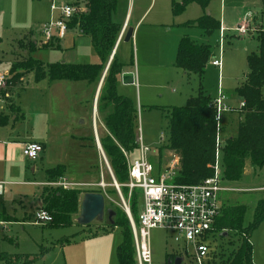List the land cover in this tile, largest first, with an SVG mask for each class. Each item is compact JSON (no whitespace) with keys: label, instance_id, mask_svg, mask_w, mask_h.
<instances>
[{"label":"rangeland","instance_id":"rangeland-1","mask_svg":"<svg viewBox=\"0 0 264 264\" xmlns=\"http://www.w3.org/2000/svg\"><path fill=\"white\" fill-rule=\"evenodd\" d=\"M75 1L78 0H55V4L67 3L75 7ZM80 1L82 3V0ZM49 4L50 0H0V72L7 71L12 62L28 55L29 52H27L26 46L20 47L18 45V40L30 30L33 31V34L30 36L29 40L33 41V43L38 46L29 54L43 63L62 60L65 57H70L72 54L74 55L75 52L76 54L79 53L82 55L86 61L93 62L97 60L91 44L89 43V38L84 35L77 37L75 29L73 28H69L64 37L59 39L60 49L40 47V45L47 42V40L43 38L38 29L43 23L55 20L59 15L58 10L50 11ZM137 5L143 11L146 9L143 17L144 22L140 27L136 40L133 34L132 42L122 41L120 43L117 48V57L122 60L127 59L125 63L130 71L126 73H132V69L135 79H137V74H139L140 80H134V86L132 87H127V84L121 86L120 81H118L116 84V91L118 94H123L132 98L138 108L136 134L141 137L143 145L149 149L146 157L155 164L159 163L160 167L173 164L174 171L176 172L178 170L177 157L166 149H162L158 152L157 148L168 142V115L163 108L184 105L186 98L189 95L197 94L200 89L203 93L212 98L217 97L219 91L223 92L229 101L232 100L231 97H237L234 88L243 81L247 71L246 54L257 50L256 30L259 27L264 28V0H211L208 4L206 12H210L211 15L219 19L220 23L226 27H235L240 23L238 21L246 17L250 29L246 35H238L237 32L229 30L225 32V36L221 44H219L220 36L218 30L214 31L209 36L203 35L197 28L185 30L187 36L194 42L209 44L213 57L219 58L221 61L220 68H217L211 64L212 58H210L206 63L201 80L194 74L189 77L184 75L181 70L174 67L173 63H167L166 56L164 57V63L159 65L154 64V58L151 59L153 63L145 69V64H141V51L145 43L143 38L145 36L143 34L147 33L146 30L156 31L157 28H160L151 24L154 19L161 18L164 19L166 23H170L173 17L170 14L169 0H116V9L112 17L114 19L121 17L120 15H123V12L127 10V8L130 9V7L133 6L131 21V23H133ZM200 12V7L197 4L190 3L185 7L184 11L179 14L180 16L175 19L176 21L183 18L192 19L198 16ZM164 28L166 27L164 26L163 29ZM155 31L150 32L155 33ZM179 31V29L172 28L169 29L168 34L165 35L164 39L167 40L168 36L169 41L164 49L165 55L170 51L169 49H171L173 45L172 40ZM164 43L166 42L164 41ZM71 46L74 47L75 52L71 53L69 50H63L64 48H71ZM131 49H133V53ZM157 50L158 49H156V51ZM131 55L134 65L131 63ZM137 58L138 63L135 60ZM144 73H146V77L143 80L142 75ZM24 77V85L26 88L33 85L47 87V85L53 84V81L47 79L34 81L32 73H27ZM64 82H66V84H72L70 81ZM84 83L83 81L80 82V84ZM91 88L93 92L92 89L90 92H87L86 90L83 91L78 88L77 93L74 94L71 93L70 90L65 89L68 93L64 91L61 94L57 93L53 95L50 110L48 111V118L49 122H52V129L43 132V128L37 127V131L42 130L41 134L43 133L44 139H46L42 140L43 143L48 145L49 139H53L52 144H61L64 150H69L76 146L78 141V139L74 138L75 142L73 143L71 137H77L82 133L87 134L90 128H95L101 146L100 138L105 136L107 130L103 125L101 112L97 110L98 95L94 109L95 114L92 112V116L89 119V109L92 104L94 92L95 98L97 87L94 88L91 86ZM138 91L140 96L138 95ZM31 96L32 93L26 91V95L21 98V110L26 112L30 110L28 112L29 115L36 113V110L40 106L37 97L35 98V95ZM40 110H42V107ZM220 118L221 132L219 129V138L222 148L226 138L235 136L237 121L240 115L238 111L228 110L221 112ZM21 121L19 122L24 128L17 129L26 131L27 128L25 127L32 125L29 121ZM161 132L163 133V137L160 136ZM91 143L94 145L98 154V158L94 156L92 159L94 163L92 168L95 173H98L96 184L99 183L101 179H103L106 184L104 188H100L106 198L105 207L108 205L125 212L121 197L129 207L130 196L128 191H126V195L123 190L120 191V194L117 192L113 186L109 169L102 155H99V151L96 148L95 139L93 141L91 140ZM102 152L108 163L103 149ZM127 155L128 160L131 161L140 156V151L136 148L133 152L127 153ZM221 156V150H219L217 152V162L220 171H222ZM37 162L39 163V161ZM72 163L73 170H75L74 173L76 174H79L85 167V165L84 167H79L81 164H85L84 158L81 160L78 157V160ZM96 184L90 185L89 187L91 189H98L99 187ZM222 185L229 187L230 190L219 192L221 203L227 205H244L245 211L242 222L248 224L253 220L255 206L258 200L264 195V163L258 167L252 165L247 160L241 176L231 181L222 180ZM82 186L84 187L85 184ZM79 188L88 189L87 186ZM106 189H112L113 191L106 193ZM29 197L32 200V197ZM100 224V221L94 219L91 223L86 225L87 227L79 224L54 226L46 223H44L43 226L31 224L26 226L24 230L14 227L13 239L16 240L17 248L15 244L11 242L8 243L7 239L4 238V236L7 235H9L7 237H10L11 233L0 231V250H5L2 251L4 260L1 261L0 264H4V262H8L9 264H67L66 260L68 264H79L81 258L78 257V252L81 246H83L82 244H86L87 246H101L100 254L101 258H103V255L107 253V244H110L111 248L115 249L114 247L121 240V231L119 227H114L111 230L107 229L104 232L98 231L94 233L95 230L101 226ZM89 230H91L92 233L89 232ZM74 233H76L77 236L71 238L70 236ZM234 238L233 235L228 236L227 233L224 238H220V236L215 238L211 244L210 251H216L219 250V248L224 250L231 249L233 246H230L228 242H235ZM2 239H4V241H2ZM250 242L252 245V262L254 264H264V216L258 227L251 232ZM148 243L151 254V264H166V254L172 252L181 253L182 259L180 264H197L190 256L191 250L189 248L186 252L182 248L180 250V245L176 244L170 238V234L163 229H151ZM45 248L47 250L40 254L41 249ZM85 251L86 250H84V252ZM107 261L108 264H117L115 253L112 254L111 252ZM171 264L173 263L171 262Z\"/></svg>","mask_w":264,"mask_h":264},{"label":"trees","instance_id":"trees-1","mask_svg":"<svg viewBox=\"0 0 264 264\" xmlns=\"http://www.w3.org/2000/svg\"><path fill=\"white\" fill-rule=\"evenodd\" d=\"M211 0H170L172 16L182 13L190 3L197 4L202 14L197 18L180 25L199 29L203 35L209 36L219 29L220 20L210 13L207 6ZM76 12L67 21V28H76L78 33L89 38L93 52L97 57L94 63H79L55 61L43 63L33 58L29 53L38 46L29 40L33 31L30 30L18 40L20 47L26 46L28 53L22 59L11 63L8 74L7 90L20 84V79L27 73H32L34 81L47 79L85 81L86 84L97 87L106 68L97 98V110L101 112L102 122L107 130L100 138L101 147L107 157L108 164L120 191H126L123 185L127 180V161L122 152L131 153L137 148V106L132 98L118 94L116 91L117 76L122 64L112 50L116 44L121 25L112 19L116 9V0H82L75 1ZM81 4V5H79ZM257 50L246 54L244 79L235 86L234 92L243 102L239 109L240 118L237 122L235 136L225 139L221 150L222 180L238 179L248 160L252 165L260 167L264 163V28L256 30ZM42 48L60 49L59 38L51 37L40 45ZM213 57L210 45L204 42H194L187 35L182 36L177 43L174 65L187 77L196 75L202 79L207 61ZM10 93V92H9ZM11 102V100H9ZM213 98L200 89L197 94L189 95L181 106L164 107L168 115V142L158 147L171 151L178 159V170L173 180L178 183L194 184L212 175L208 164L214 161L215 138L218 123L215 118ZM15 110L14 103L9 104ZM93 141V137H91ZM159 166V163H156ZM64 166L57 164L44 171L48 181H55L63 176ZM98 189H63L61 187H45L40 196L39 209L46 210L51 215L49 222L54 226L71 225L79 209V196L82 192ZM106 189V193L112 192ZM106 203V198H105ZM129 212L137 223L140 210V192L134 189L129 197ZM111 215L101 221L98 231H106L115 226L120 228L121 241L115 249L118 264H136L134 244L130 222L127 214L121 210L106 205ZM245 207L242 204L227 205L222 203L220 214L214 223V237L224 238L222 233L233 235L235 242H228L231 249L210 251L204 264H254L252 262L251 232L258 227L264 216V195L258 200L253 220L248 224L242 222ZM214 238V239H215ZM47 249H41L40 254ZM181 253L166 254L172 260ZM0 252V262L3 261ZM4 264H9L4 262ZM166 264H171L166 263Z\"/></svg>","mask_w":264,"mask_h":264},{"label":"crops","instance_id":"crops-1","mask_svg":"<svg viewBox=\"0 0 264 264\" xmlns=\"http://www.w3.org/2000/svg\"><path fill=\"white\" fill-rule=\"evenodd\" d=\"M78 2L80 3L81 1L78 0ZM49 8H50V4H49ZM132 12H133V6L130 7V9L127 8V10L123 12V15H120L121 17H117V19H114L112 17V19L115 22L121 25V31L118 36L119 39H117L116 44L112 50V53H115L116 57H117V48L120 45V43L122 41L132 42L133 34L136 40L140 27L142 23L144 22L143 17L146 12V9L143 11L138 5L136 6V12L133 17V23H131L132 15H133ZM206 13L209 14L210 12H206ZM170 14H171V11H170ZM201 14H202V10L199 15ZM178 16L180 15L172 16L173 18L170 23H166V21H164V19H161V18L154 19L152 21L153 23L151 24L156 25L160 28L159 29L157 28L156 31L155 30L148 31L145 29L147 33L143 34L145 36L143 37L145 40V43L143 44L142 51H141L142 53L141 64H145V69L148 68V66L151 63H153V60H151L153 58H154L155 65L164 63L165 56H166L167 63L174 64L178 40L182 36L187 35V32L185 30L189 28H194V27H185L180 24L198 17L196 16L192 19L183 18L181 20L176 21L175 18H178ZM130 26L132 28L131 37L127 41H125L124 35H125L126 30ZM164 26L166 28L163 29ZM172 28L179 29L180 31L175 34V37L172 40L173 45L171 46V49H169L170 51L168 52V54L165 55L164 49L166 47V44L169 41H168V36H167V40L164 39V37L166 34H168L169 29H172ZM227 28H233V27H227ZM68 29L69 28H67V31ZM73 29H75V34L77 35V37L83 36L82 34L78 33L76 28H73ZM150 31H155V33L150 32ZM218 32H219V29H218ZM164 41L166 43H164ZM155 47L156 49H158L157 51ZM63 50L65 51L69 50L71 53L75 52L74 47L72 46L71 48L68 47V48H64ZM131 52L133 53V49H131ZM117 59L119 62H121L122 68H121V72L117 76L116 84L118 83V81H120L121 86L125 84H127V87L134 86V80L136 81L138 79L140 80L139 74H137V79H135L132 69H131L132 73H126L127 71H130L129 68L126 67V63H125L127 59L122 60L119 57H117ZM135 60L138 63V58ZM59 61H65V62H71V63L73 62L94 63V62H97L98 60L93 61V62L86 61L85 58L82 57V55H80L79 53L76 54L75 52L74 55L72 54L70 57H65L64 59L59 60ZM131 63L134 65L132 55H131ZM8 69H7V72H8ZM123 74H126V77L124 79L122 78ZM145 75L146 73L142 75L143 80L146 77ZM20 80L21 81L19 85L12 86L9 88L10 97L0 102V183H1L0 231L11 233L10 237H7L9 235L7 236L3 235V236L5 239H7L8 243L11 242L12 244H15L16 248H17V243H16V240L13 239L14 227L15 228L17 227L20 230H24L26 226L31 225V224L33 225L39 224L41 226L44 225V223L35 222V214L37 210H39V207L41 206L40 196L42 194L43 189L45 187L52 186L48 184V182L50 181H48L47 177L44 174V171L46 168H50L57 164H62L64 166V173H63V176L61 177L67 180H70V181L81 183L82 185L85 184V186H87L88 189H91L89 186L96 184L97 179H98V173L97 172L95 173L92 168L94 166L92 159L94 158V156L98 158L96 149L94 145L91 143V137L94 136L93 139H95V135L97 136L95 132V128H90L87 134L82 133L81 135L77 137H71L72 138L71 140L73 143L75 142L74 138L78 139V141H77V145L72 147V149H69V150H64L61 144H56V145L52 144L53 139H49V143L48 145H46L45 143L42 142V140H46L44 139L45 138L44 134L43 133L41 134L42 130L44 132L45 130L50 131V129H52V125H51L52 122H49V118H48L49 112L48 111L50 110V105H51L52 97L54 94L55 95L57 93L61 94L64 91H66L65 89L70 90V92L74 94V93H77L78 88H80L83 91L86 90L87 92H90L92 89L91 85L86 84L85 81H83L85 82L84 84H80L81 81H70L72 84H66V82L64 81H68V80H54L53 84H49V86L47 85V87L46 86L39 87L37 85H33V86H29L28 88H26V86L24 85L25 77L23 76ZM26 91H30L32 93V96L35 95L34 97L35 98L37 97V101L39 102V105H40L39 108L36 110L37 112L35 111L36 113H34L33 115H29L28 112L30 110H28L27 112L21 110V106H22L21 98L24 97V95H26ZM92 92H93V89H92ZM94 94L95 92L93 93L92 104L89 109V119L92 116V112L93 114H95L93 110L95 109L96 96L94 98ZM138 95L140 96L139 91H138ZM231 98H232L231 101H229L228 98H226L225 100L226 104L229 105L231 108H234V110H231V111L239 112L238 107L241 101L240 98L238 96L231 97ZM9 100H11V102L14 103V106L16 107L15 110H12L11 107H9V104H11ZM41 107H42V110H40ZM26 115H27V118H26ZM21 120L29 121L30 124L32 125L25 127L27 128L26 131L17 129V128H24L23 125L19 122ZM93 120H94V115H93ZM37 127L43 128V129L41 131L40 130L37 131ZM219 129L221 132L220 124H219ZM26 142H38L41 145L42 150L36 159L31 160L23 155L22 148H23V144ZM96 148L99 151L100 148H98L97 146ZM100 150L102 151V149ZM78 157L81 160L84 158V161H85V164H81V166L79 167H84V165L85 167L79 174H76L74 173L75 170H73L72 162L77 161ZM125 158H126V161H129L128 155ZM37 161H39V163ZM153 164L155 165V168L158 171H162L165 168V167H160V166L157 167L155 163ZM53 187H58V186H53ZM84 187L81 186V188H84ZM83 193L84 192L80 193L79 203H80L81 196ZM29 196L32 197V200L30 199ZM77 215L78 213L74 217L75 223L73 224H77L76 223ZM46 224H50V223H46ZM81 226H86V225H81ZM89 232H91V230H89ZM76 236L77 234L74 233L70 237L74 238ZM2 241H4V239H2ZM120 241L114 247L115 249L117 245L120 243ZM82 245L83 246H81V249L78 252V257L81 258L79 264H108V261H107L108 256L110 255L111 252L112 254L115 253V249H112L110 244H107V253L103 255V258H101V254H100L101 246H87L86 244H82ZM84 250L86 251L84 252ZM2 251H5V250L1 249L0 252ZM172 253H175V252H172ZM66 263L68 264L67 260H66Z\"/></svg>","mask_w":264,"mask_h":264},{"label":"built area","instance_id":"built-area-1","mask_svg":"<svg viewBox=\"0 0 264 264\" xmlns=\"http://www.w3.org/2000/svg\"><path fill=\"white\" fill-rule=\"evenodd\" d=\"M51 11L58 10L59 15L55 20L43 23L39 29L45 40L53 36L63 38L67 31V21L77 10L71 4H55V0H50ZM235 31L238 35H246L249 32V22L244 17L240 23L227 28L220 24L219 26V44H221L226 31ZM119 39V38H118ZM211 64L220 68L219 58L212 57ZM9 74L7 71L0 72V102L10 97L9 88L7 90V81ZM226 96L219 91L217 97L213 98L215 108V118L218 123L217 135L215 138L214 161L208 164L212 168V175L205 177L198 183L186 184L178 183L173 180L175 174L173 164L168 165L162 171L155 168L146 154L148 148L143 145L141 137L136 136L137 148L140 156L131 161H127V180L123 184L128 191L129 196L134 189L140 192V210L137 223L129 220L136 264H151V254L148 243V237L151 229H163L170 234V238L186 252L191 250L190 256L197 264H204L211 250V244L214 240V223L220 214L221 201L219 192L229 191V187L222 185L221 171L217 162V152L221 149L219 138V124L221 121V112L234 110L225 102ZM243 106L240 101L238 109ZM163 137V133H160ZM42 147L38 142H26L23 144L22 153L28 159L34 160L38 157ZM125 157L127 154L122 150ZM99 155L108 167L103 152L99 149ZM110 172V170H109ZM111 175V174H110ZM49 185L58 186L63 189L79 188L81 183L67 180L59 177L55 181L48 182ZM99 188H104L106 184L103 179L97 183ZM114 188L120 194V185L113 184ZM1 194V183H0ZM121 202L125 210L129 211L124 199ZM51 215L43 209H39L35 214V222L49 223Z\"/></svg>","mask_w":264,"mask_h":264},{"label":"water","instance_id":"water-1","mask_svg":"<svg viewBox=\"0 0 264 264\" xmlns=\"http://www.w3.org/2000/svg\"><path fill=\"white\" fill-rule=\"evenodd\" d=\"M131 33H132V28L129 27L124 35V40L127 41L130 37H131ZM107 66L105 67L102 76L98 82L97 85V89H96V98L97 95L99 93V89L103 80V76L105 74ZM126 77V74L122 75V78L124 79ZM131 82V81H129ZM95 143L96 146L98 148L101 149V146L99 144L98 138L95 135ZM110 170V168H109ZM110 174L112 177V181L113 184L116 183L111 170H110ZM129 220H132L129 211L125 210ZM111 210L110 209H106L105 208V197L103 195V193L101 192H94V191H87L84 192L81 196V200L79 203V211H78V215L76 217V223L79 225H87L89 223H91L94 219L98 220V221H102L106 215H108L107 217L109 218L111 215ZM223 236H226V232L224 231L222 233ZM181 256H175L172 260H170L169 258L167 259V262L170 263L172 262L173 264H180L181 261Z\"/></svg>","mask_w":264,"mask_h":264},{"label":"bare ground","instance_id":"bare-ground-1","mask_svg":"<svg viewBox=\"0 0 264 264\" xmlns=\"http://www.w3.org/2000/svg\"><path fill=\"white\" fill-rule=\"evenodd\" d=\"M96 96V95H95ZM94 111V110H93Z\"/></svg>","mask_w":264,"mask_h":264}]
</instances>
